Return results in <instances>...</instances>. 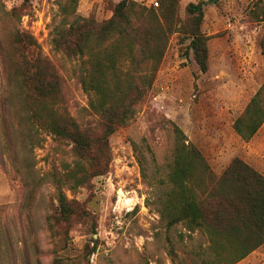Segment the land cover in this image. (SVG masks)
Segmentation results:
<instances>
[{
    "label": "rangeland",
    "instance_id": "1",
    "mask_svg": "<svg viewBox=\"0 0 264 264\" xmlns=\"http://www.w3.org/2000/svg\"><path fill=\"white\" fill-rule=\"evenodd\" d=\"M116 1L0 0V264H205L210 259L205 236L180 222L166 227L156 209L167 187L172 123L214 174L237 156L264 176V121L247 141L231 127L264 80L259 48L264 0H201L206 70L192 59L189 39L171 33L144 98L108 136L107 171L72 189L61 185L90 220L74 222L66 245L56 249L46 219L55 203L51 179L76 158L67 140L27 121L11 80L12 38L15 32L31 35L35 44L24 53L48 57L61 77L63 106L78 124L94 123L97 117L74 76L75 61L52 49L51 30L76 17L103 20ZM197 1L178 0L180 20L188 17L186 3ZM233 264H264V242Z\"/></svg>",
    "mask_w": 264,
    "mask_h": 264
},
{
    "label": "trees",
    "instance_id": "2",
    "mask_svg": "<svg viewBox=\"0 0 264 264\" xmlns=\"http://www.w3.org/2000/svg\"><path fill=\"white\" fill-rule=\"evenodd\" d=\"M156 4L118 0L103 20L76 17L52 28V49L75 61L74 76L86 94L87 107L97 117L86 125L78 124L63 106L61 77L53 62L37 51L26 55L24 48L34 45V39L24 32L13 34L16 58L11 80L27 111V121L67 140L76 158L62 176L51 179L55 203L46 219L56 249L66 245L74 222L90 220L82 204L67 198L61 185L72 189L107 171L108 136L125 124L144 98L169 35L179 32L187 37L197 68L202 72L207 68V37L199 29L203 1L186 3L188 17L183 21L177 15L178 0H157ZM263 18L264 6L259 15ZM259 48L264 55V33ZM263 121L264 80L231 127L247 141ZM171 126L174 142L163 181L167 187L156 206L159 220L166 227L180 222L186 231L204 235L210 259L203 263L233 264L264 242V176L237 156L214 174L199 149L185 141L179 127Z\"/></svg>",
    "mask_w": 264,
    "mask_h": 264
},
{
    "label": "crops",
    "instance_id": "3",
    "mask_svg": "<svg viewBox=\"0 0 264 264\" xmlns=\"http://www.w3.org/2000/svg\"><path fill=\"white\" fill-rule=\"evenodd\" d=\"M260 126H261V125H260ZM258 129H259V128H258ZM258 129H257V130H258ZM256 132H257V131H256ZM256 132H255V133H256ZM255 133H254V134H255ZM254 134H253V135H254ZM253 135H252V136H253ZM252 136H251V137H252ZM251 137H250V138H251Z\"/></svg>",
    "mask_w": 264,
    "mask_h": 264
},
{
    "label": "bare ground",
    "instance_id": "4",
    "mask_svg": "<svg viewBox=\"0 0 264 264\" xmlns=\"http://www.w3.org/2000/svg\"><path fill=\"white\" fill-rule=\"evenodd\" d=\"M120 192V191H119ZM125 201V200H124ZM124 201H123V203H124ZM132 201V200H131ZM130 202V201H129ZM132 203V202H131ZM129 204V203H128Z\"/></svg>",
    "mask_w": 264,
    "mask_h": 264
},
{
    "label": "built area",
    "instance_id": "5",
    "mask_svg": "<svg viewBox=\"0 0 264 264\" xmlns=\"http://www.w3.org/2000/svg\"><path fill=\"white\" fill-rule=\"evenodd\" d=\"M153 3L156 5V2L155 1Z\"/></svg>",
    "mask_w": 264,
    "mask_h": 264
}]
</instances>
